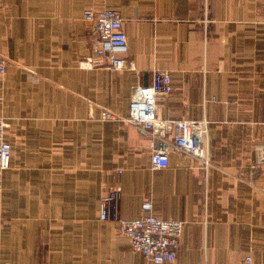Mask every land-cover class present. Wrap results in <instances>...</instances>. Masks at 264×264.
Listing matches in <instances>:
<instances>
[{"label":"crops","instance_id":"obj_1","mask_svg":"<svg viewBox=\"0 0 264 264\" xmlns=\"http://www.w3.org/2000/svg\"><path fill=\"white\" fill-rule=\"evenodd\" d=\"M87 8L119 15L134 70L86 67ZM0 56V264H154L99 220L113 192L118 219L149 201L183 223L172 264H264V0H0ZM154 70L172 87L158 118L206 122L208 167L171 152L152 170L150 138L124 122Z\"/></svg>","mask_w":264,"mask_h":264},{"label":"built area","instance_id":"obj_2","mask_svg":"<svg viewBox=\"0 0 264 264\" xmlns=\"http://www.w3.org/2000/svg\"><path fill=\"white\" fill-rule=\"evenodd\" d=\"M82 19L89 23L96 36L93 47V58L86 63L88 68H105L113 71L134 70L127 65L123 56L127 53V39L123 32V21L119 15L108 9L95 11L85 9ZM9 62L0 56V76L9 67ZM28 73L35 80L33 72ZM151 82L147 86H135L132 89L128 117L124 122L147 135L151 141L150 167L152 170H163L168 167V155L180 152L199 159L205 167L209 166L206 122H169L158 118L157 101L172 93L170 74L167 71L154 70ZM101 120H119V116L106 111ZM6 124L0 118V186L2 175L9 169L10 146L4 139ZM258 163L264 165V143L256 148ZM117 193L103 197L99 205V220L116 223L120 234L129 239L134 252L154 263L172 264L175 261L183 223L162 220L152 214L149 201L141 206L143 216L138 219H118L112 206L117 201ZM241 264H255L247 255Z\"/></svg>","mask_w":264,"mask_h":264}]
</instances>
